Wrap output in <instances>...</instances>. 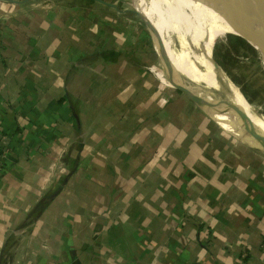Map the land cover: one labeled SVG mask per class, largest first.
<instances>
[{
    "label": "crops",
    "instance_id": "obj_1",
    "mask_svg": "<svg viewBox=\"0 0 264 264\" xmlns=\"http://www.w3.org/2000/svg\"><path fill=\"white\" fill-rule=\"evenodd\" d=\"M131 12L0 0V264H264V153L171 88Z\"/></svg>",
    "mask_w": 264,
    "mask_h": 264
},
{
    "label": "rangeland",
    "instance_id": "obj_2",
    "mask_svg": "<svg viewBox=\"0 0 264 264\" xmlns=\"http://www.w3.org/2000/svg\"><path fill=\"white\" fill-rule=\"evenodd\" d=\"M130 1L132 0H126L125 2L120 1L117 4V7H128L131 9L133 6L129 4ZM133 2L138 3L137 0H133ZM157 2L158 5L163 7L165 10L166 7L169 6L172 12L170 11L168 16L171 19H173L175 16V18L179 20L180 24L182 23L185 27L201 25L202 31L206 30L207 28H212L215 22H217L218 25L222 27H228V25H230L229 20L224 13L225 9L221 6V4L213 2L212 0H157ZM131 13L136 15L133 11ZM196 14L199 16V18L208 19L207 22L205 20L196 21L191 18L192 15ZM213 21L215 22L211 23ZM165 38L168 41V49H170L172 53L177 52L180 55L184 54L188 56L190 60H192V50L190 51L187 46L180 44L178 41L169 38L168 36H165ZM205 43L207 47V59L209 58V54H211L215 63L218 64L217 70L230 84H232L241 92L250 110L253 111L257 116L264 117L263 51L256 47V44L251 38H249L242 26L236 25L234 28L226 30L223 33L219 32L208 36L205 38ZM173 59H175V57ZM155 62L157 63V70L163 72L166 75L165 67L159 60L158 56H156ZM178 72L184 79H186L182 72ZM185 82L191 83V81L188 79H186ZM171 88L182 92L176 87ZM223 131L226 132L235 142L247 144L230 132L225 130ZM61 183L62 181L59 182L56 189L61 187ZM49 192L50 191H48L45 196H49ZM47 200L48 198H46V200H44L41 205H37L35 210L37 209L38 211V207L40 206L43 208Z\"/></svg>",
    "mask_w": 264,
    "mask_h": 264
},
{
    "label": "bare ground",
    "instance_id": "obj_3",
    "mask_svg": "<svg viewBox=\"0 0 264 264\" xmlns=\"http://www.w3.org/2000/svg\"><path fill=\"white\" fill-rule=\"evenodd\" d=\"M137 1L138 3L134 2L135 4L133 3V5L142 11L153 22L157 30L162 33V35L168 36L169 38L178 41L180 44L187 46L190 51L192 50V62L211 83L216 85L217 88L215 86L206 87L203 84H196H199L206 89L213 90L219 97H222V91L226 92L231 98L232 103L240 107L242 115L250 119L264 135V117L257 116L253 111L250 110L241 92L232 84H230L217 70V64L215 63L211 54H209V58L207 59L205 38L219 32L223 33L226 30L234 28L235 25L242 26L249 38H251L256 44L258 38L257 30L251 26L250 22H248L244 11L234 4L225 3L220 0H212L213 2L221 4V6L225 9L224 13L228 18L230 25H228V27H222L219 26L217 22L213 21L211 23H215L213 24L214 26H212V28H207L206 30L201 31V25L185 27L182 23L180 24L179 20L175 18V16L173 19H171L168 16L170 11L172 12L170 7L167 6L166 10L163 9V7L158 5L157 0ZM191 18L196 21L205 20L207 22L208 20L199 18L197 14L192 15ZM198 94L209 97V94L200 90ZM201 106L223 130L230 132L238 139L257 143V141L246 131V127H244L242 122L236 117V114L229 113L231 109L228 107L220 110L219 106L211 101H205Z\"/></svg>",
    "mask_w": 264,
    "mask_h": 264
},
{
    "label": "water",
    "instance_id": "obj_4",
    "mask_svg": "<svg viewBox=\"0 0 264 264\" xmlns=\"http://www.w3.org/2000/svg\"><path fill=\"white\" fill-rule=\"evenodd\" d=\"M18 1V0H13ZM104 4L117 6L118 2L126 1V0H115V1H108V0H98ZM225 3H231L236 5L238 8H241L244 11L245 17L250 22L251 26L257 30V41L256 47L261 49L264 54V0H220ZM130 5L133 7L130 9L132 10L142 22L146 25L149 32L152 35V42L154 44V49L157 53V56L163 66L165 67V73L167 78L174 84V87L181 90L184 94H186L191 100L195 103L202 105L205 101H211L217 104L221 109L225 107L233 108L236 113V117L242 122L244 127H246V131L257 141V145L254 146L256 149L264 153V135L262 131L256 127L252 121L245 116L242 115L240 107L236 104L225 100L222 97L216 95L213 90H209L204 88L203 86L196 84V83H187L185 82L186 79L182 77V75L174 68L170 58L166 52V48L164 46L162 37L158 32L156 26L153 22L139 9H137L133 2H129ZM217 64V63H216ZM218 65V64H217ZM202 91L209 94V97L202 96L198 94V92ZM68 177V175H67ZM67 177L65 179H67Z\"/></svg>",
    "mask_w": 264,
    "mask_h": 264
},
{
    "label": "trees",
    "instance_id": "obj_5",
    "mask_svg": "<svg viewBox=\"0 0 264 264\" xmlns=\"http://www.w3.org/2000/svg\"><path fill=\"white\" fill-rule=\"evenodd\" d=\"M57 190H55V192H56ZM50 196H44L43 198H42V200L39 202V204L38 205H41V203L42 202H44V200H46V198H49ZM42 208H41V206L40 207H38V211L39 210H41Z\"/></svg>",
    "mask_w": 264,
    "mask_h": 264
}]
</instances>
